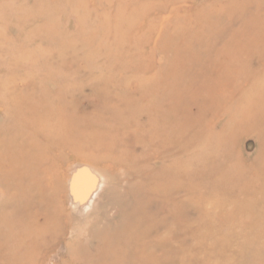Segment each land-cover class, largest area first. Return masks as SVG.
<instances>
[{"label":"rangeland","instance_id":"374dc122","mask_svg":"<svg viewBox=\"0 0 264 264\" xmlns=\"http://www.w3.org/2000/svg\"><path fill=\"white\" fill-rule=\"evenodd\" d=\"M263 68L264 0H0V264H264Z\"/></svg>","mask_w":264,"mask_h":264},{"label":"bare ground","instance_id":"6f19581e","mask_svg":"<svg viewBox=\"0 0 264 264\" xmlns=\"http://www.w3.org/2000/svg\"><path fill=\"white\" fill-rule=\"evenodd\" d=\"M233 52V51H232ZM231 55V54H230ZM232 57V56H231ZM228 58H230V57H228ZM238 64V63H237ZM264 69V68H263ZM263 76V75H262ZM264 77V76H263ZM263 84H264V82H263ZM258 85V84H257ZM261 85V84H260ZM256 86V85H255ZM251 89V88H250ZM258 89H259V87H258ZM258 89H256V90H258ZM260 90V89H259ZM262 90V89H261ZM260 90V91H261ZM258 92V91H257ZM256 92V93H257ZM252 93V92H251ZM247 94V93H246ZM245 94V95H246ZM254 93H252V94H250V95H253ZM259 94H261V93H259ZM263 94V93H262ZM261 94V95H262ZM260 96V95H259ZM245 97L246 96H244V100L241 102V105H240V107L238 108L239 110L236 112V115L237 116H239V117H241L242 119H244L246 116H247V118L251 115L250 113H249V109H253V110H258L259 108H260V110H261V108L262 107H260V104H261V102H262V100H260V103H259V100L258 101H256L255 102V105H254V103L252 102V100H251V98H246L245 99ZM254 98V97H253ZM257 99V98H256ZM255 100V99H254ZM236 106H237V104H236ZM236 106H234V107H236ZM236 111V110H235ZM251 112H252V110H251ZM262 112V111H261ZM234 113V112H233ZM232 113V114H233ZM253 113V112H252ZM58 115H60V114H58ZM62 115V114H61ZM233 116V115H232ZM59 117H61V116H59ZM62 118H64V117H62ZM241 118H240V121H241ZM59 120V119H58ZM63 120V119H62ZM231 120V119H230ZM65 121V120H64ZM229 122V121H228ZM238 122V121H237ZM64 123V122H63ZM56 125V124H55ZM231 125V124H230ZM58 127H60V126H58ZM60 129V128H59ZM50 131V130H49ZM48 133H50V132H48ZM62 133V132H61ZM64 133V132H63ZM46 134V133H45ZM65 134H67V133H65ZM47 135V134H46ZM50 137V135H48V138ZM57 138H60V135H59V137H57ZM53 139V138H52ZM205 139V138H204ZM203 139V140H204ZM54 140V139H53ZM62 140V139H61ZM64 142V141H63ZM69 142V141H68ZM204 142H205V140H204ZM39 143V142H38ZM37 143V144H38ZM74 143V142H73ZM36 144V143H35ZM47 144V143H46ZM10 145V144H9ZM28 145V144H27ZM34 145V144H33ZM37 146V145H36ZM48 146V145H47ZM50 146V145H49ZM24 147H25V145H24ZM43 147V146H42ZM64 147V146H63ZM68 147V146H67ZM13 148H14V146H13ZM31 148V147H30ZM35 148V147H34ZM37 148V147H36ZM24 149V148H23ZM40 149V148H39ZM42 150H43V148H41ZM64 149H66V148H64ZM20 150H21V152H20ZM28 150H29V148H28ZM27 150V151H28ZM36 151L38 150V149H35ZM15 151V152H14ZM4 152V151H3ZM12 152H14V153H12ZM32 153H34V152H32ZM4 154V153H3ZM27 154V153H26ZM26 154H24V152H22V149H19V148H15V149H12V151H11V153L9 154H5V155H0V167L1 166H3L5 163H9L10 164V167H11V169H10V167H9V170H11L10 172L12 173V174H16V173H18V175H17V180H18V186H19V188H21L23 191H25V192H27L28 193V189H29V186H27V184H25L26 182H25V180H27V178H30V177H32V178H34L33 179V185H32V187H31V191L33 190V191H35V193L37 192V189L39 190L38 191V193L40 192L41 194H43L42 195V198H41V200H43L44 198H46L47 197V195L44 193V191H42L43 190V188H37V178H35V177H37V175L38 174H36L37 172L35 171V172H33L34 171V169H33V171H32V173H30V172H28L29 170H31L32 168H36L37 169V167H40L42 164H43V158L42 157H39V155L37 156L35 153V155L34 156H32V154L30 153V155H26ZM40 154H42V153H40ZM43 154H45V153H43ZM42 154V155H43ZM46 154H48V153H46ZM53 154V153H52ZM59 154V153H58ZM51 155V154H50ZM63 155V154H62ZM56 156V155H55ZM58 156V155H57ZM46 157V156H45ZM53 157V156H52ZM55 158V157H54ZM17 159L20 161L18 164H20L21 163V165H18V164H16V161H17ZM46 159V158H45ZM52 159V158H51ZM59 159V158H58ZM47 160V159H46ZM60 160H61V158H60ZM51 161V160H50ZM63 161V160H62ZM22 163H23V166H22ZM49 165V164H48ZM55 165V164H54ZM53 165V162H52V166H54ZM51 166V167H52ZM82 167H85V168H87L88 170H89V172H90V174L91 175H93V177L95 178V182H96V187L100 184L101 185V182H102V180L100 179V176L99 175H97V173H95L94 172V169L92 170V168H90V167H88V166H77V167H75V169H74V171L72 172V175L76 172V170H78V169H80V168H82ZM3 168V167H2ZM55 168V167H54ZM8 170V171H9ZM7 171V172H8ZM2 172V171H1ZM0 172V173H1ZM16 172V173H15ZM5 173H6V171H5ZM72 175H71V178H70V180H69V186H71V182H74L76 179H73L72 178ZM11 176V175H10ZM9 176V177H10ZM16 176V175H15ZM39 176H40V174H39ZM53 176V175H52ZM8 176H6V178H7ZM87 177V176H86ZM86 177H84V178H82V181H84L85 183H86V185H89V181H88V179L86 178ZM12 178V177H11ZM10 178V179H11ZM9 179V178H8ZM31 179V178H30ZM53 179V178H52ZM32 180V179H31ZM30 180V181H31ZM39 180H40V178H39ZM77 180H79V179H77ZM12 181V180H11ZM56 181V180H55ZM13 182V181H12ZM12 182H11V184H12ZM28 182H29V180H28ZM41 183V182H40ZM16 184V183H15ZM58 184V183H57ZM61 184V183H60ZM78 184H80V183H78ZM3 185H5V184H2V186ZM15 186V185H14ZM17 186V185H16ZM54 186V185H53ZM56 186V185H55ZM77 186V185H76ZM75 186V187H76ZM82 186V185H81ZM39 187V186H38ZM44 187V186H43ZM95 187V188H96ZM3 188V187H2ZM45 188V187H44ZM55 188V187H54ZM59 188V187H58ZM5 189V188H4ZM10 189V188H9ZM40 189H42L41 191H40ZM48 189H49V187H48ZM73 189V188H72ZM84 189V188H83ZM53 191H54V189H52ZM51 190V191H52ZM6 191V190H5ZM11 191H13V190H11ZM19 192V191H18ZM46 192V191H45ZM48 192V191H47ZM73 192V190L71 191V193ZM80 192V191H79ZM9 192H7V194H8ZM33 193V192H32ZM69 193H70V187H69ZM70 193V194H71ZM15 194V193H14ZM52 194V193H51ZM50 194V195H51ZM58 194V193H57ZM56 194V195H57ZM74 194H75V191H74ZM17 195V194H16ZM40 196V195H39ZM74 196H76V194L74 195ZM13 197V196H12ZM22 197V196H21ZM21 197H20V199H21ZM48 197H50L49 195H48ZM11 198V197H10ZM16 198H18V196L16 197ZM28 198V197H27ZM77 198V197H76ZM49 199V198H48ZM50 199H51V197H50ZM75 199V198H74ZM19 200V199H18ZM17 200V201H18ZM23 200V199H22ZM21 200V201H22ZM27 200V199H26ZM34 200H35V198H34ZM37 200V199H36ZM45 200V199H44ZM43 200V201H44ZM13 201V200H12ZM11 201V202H12ZM15 201V200H14ZM13 201V202H14ZM33 201V199L31 198V202ZM57 201V200H56ZM1 202V201H0ZM16 202V201H15ZM30 202V201H29ZM46 202V201H45ZM69 202V201H68ZM39 203V202H38ZM43 203V202H42ZM48 203V202H47ZM52 203V202H51ZM16 204V203H15ZM30 205H31V203H30ZM29 205V206H30ZM36 205V204H35ZM2 206H3V204H2ZM18 206V205H17ZM27 206H28V204H27ZM7 207H9V206H7ZM26 207V206H25ZM32 207V206H31ZM41 207V206H40ZM33 208V207H32ZM36 208V207H35ZM38 208V207H37ZM9 209H10V207H9ZM54 209H56V208H54ZM54 209L52 210V211H54ZM0 210H3L2 209V207H1V209ZM32 211V210H31ZM50 211V210H49ZM17 212V211H16ZM28 212H29V210H28ZM57 212H58V210H57ZM76 212H77V210H76ZM56 213V212H55ZM59 213V212H58ZM13 214V213H12ZM11 214V215H12ZM42 214V213H41ZM34 215V216H32V218H28V219H24V225H25V228H26V226H28V227H31V228H33V229H36V230H40L41 228H44V227H46V225H45V221H44V219H45V214L43 213V215ZM10 215V214H9ZM82 215V214H81ZM55 217V216H54ZM13 218V217H12ZM15 219V218H14ZM12 220V219H11ZM51 220H54V218H51ZM51 220H49V222L51 223V222H53V221H51ZM31 221H33L35 224L33 225V224H31ZM5 222V221H4ZM47 222V221H46ZM48 222V223H49ZM54 222H55V220H54ZM6 223V222H5ZM49 223V224H50ZM2 225H4L3 224V222L1 223ZM53 224V223H52ZM9 225V224H8ZM11 225V224H10ZM1 227V226H0ZM6 227V226H5ZM1 228H4V226L3 227H1ZM30 228V229H31ZM27 230V229H26ZM1 231H2V229H1ZM29 232V231H28ZM42 232V231H41ZM53 232V231H52ZM37 233H39V232H37ZM8 235H11L12 233H7ZM5 237V236H4ZM39 238V237H38ZM105 243V242H104ZM33 245V244H32ZM26 256V255H25ZM24 256V257H25ZM21 257V256H20Z\"/></svg>","mask_w":264,"mask_h":264},{"label":"water","instance_id":"95a60500","mask_svg":"<svg viewBox=\"0 0 264 264\" xmlns=\"http://www.w3.org/2000/svg\"><path fill=\"white\" fill-rule=\"evenodd\" d=\"M87 176V177H86ZM86 177L89 181V185L87 187V189L83 192L82 194V198H80L81 203H83L89 195H91L96 187V182H95V178L93 177V175L90 174L89 170L85 167H82L78 170H76V172L72 175L73 179H82Z\"/></svg>","mask_w":264,"mask_h":264}]
</instances>
